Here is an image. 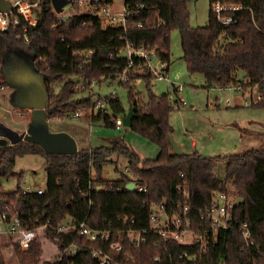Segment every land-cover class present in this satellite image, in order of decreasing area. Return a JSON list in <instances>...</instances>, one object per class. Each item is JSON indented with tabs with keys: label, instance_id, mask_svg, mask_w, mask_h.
Returning <instances> with one entry per match:
<instances>
[{
	"label": "trees",
	"instance_id": "obj_1",
	"mask_svg": "<svg viewBox=\"0 0 264 264\" xmlns=\"http://www.w3.org/2000/svg\"><path fill=\"white\" fill-rule=\"evenodd\" d=\"M137 1L145 2L148 8L131 20L144 22L143 27H137L134 22L129 24L127 35L133 44L155 48L158 53L166 50L161 56L168 61L169 69L170 32L178 29L182 57L190 72L202 73L207 87L239 90L256 87L263 101L255 106L264 108V0H221L247 7L232 13L238 22L224 25L210 9L207 23L196 27L190 25L192 0ZM48 4L43 6L37 24L30 26L28 43L17 38L16 32H0V86L6 84L4 49H23L34 58L35 68L44 75L50 100L49 119L56 114L69 119L84 110L86 120L116 127L115 120L120 115L123 118L128 111L112 95L100 98L104 107L96 109L99 100H93L88 83H106L124 67L125 60L117 56L125 43L123 28H103L98 18L85 14H75L67 22H59ZM88 49L95 51L89 61L76 54ZM240 72L244 73L243 77H239ZM142 76L149 82L153 77ZM65 78L60 91L55 93L52 84ZM75 79L83 81L76 83ZM79 85L85 87L82 92L89 90L88 95L75 97ZM125 86L134 110L131 128L159 145L155 159H142L124 139H116L111 146L82 148L76 154H48L40 145L25 140L4 144L1 134L14 133L0 121V178L16 177L18 181L13 191L0 189V207L2 201L15 205L28 227L48 224L38 231L36 240L27 248H22L14 235H0V264H9L3 252V237L13 241L19 264H100L92 256L93 247L105 249L114 262L124 264H264V142L260 147L223 156H204L197 150L175 154L169 141L172 128L168 116L173 106L168 95H151L145 100L135 86ZM260 138L264 141V135ZM27 154L44 158L46 183L42 194L34 189L25 192L21 185L24 173L15 171L17 159ZM114 156L127 160L128 171L118 169ZM107 163L116 164L121 172L118 178L104 177ZM220 163L224 167L221 180L217 174ZM227 180L233 183L243 201L236 203L227 226L216 229L215 240H211L205 252L197 244L164 241L156 231L150 230L151 207L165 202L168 208L177 204L188 206L189 229L195 233L205 230L212 233V206L216 195L226 191ZM130 182L136 183L134 190L127 188ZM139 187L146 191H139ZM84 219L94 229L110 230L111 239L88 241L79 229L56 230L64 223H80ZM244 224L251 232L250 245L242 233ZM129 227L142 231L144 242L139 246L127 236ZM118 229L123 230L121 251L111 248L119 240ZM41 234L53 240L61 252L72 244L79 246L78 251L60 255L54 262L43 260ZM157 256L161 261L155 260Z\"/></svg>",
	"mask_w": 264,
	"mask_h": 264
},
{
	"label": "rangeland",
	"instance_id": "obj_2",
	"mask_svg": "<svg viewBox=\"0 0 264 264\" xmlns=\"http://www.w3.org/2000/svg\"><path fill=\"white\" fill-rule=\"evenodd\" d=\"M122 5V0H115L110 11L121 12ZM210 9V0H192L189 4L190 25L194 27L205 25L210 16ZM64 11L74 12L68 4L64 6ZM182 56L180 32L178 29H172L170 32L171 62L166 78L152 77L149 82L147 77L139 76L130 82L141 92L145 100H149L151 95H168L173 106L168 116V122L172 128L171 134L174 140L182 145L184 151L197 150L204 156L242 153L248 149L260 147L264 142L260 138L261 135H264V108L252 103V96L256 97L258 94L257 88L239 90L234 87H207L204 75L199 72H190L187 62ZM3 59L7 79L4 88L0 89V121L21 134L27 130L32 113L29 109L15 107L12 103L11 94L14 87L10 84L7 74L18 68L24 71L28 70L31 66L32 56L23 49L7 47L4 49ZM243 74L240 72L239 77H243ZM66 79L52 84L55 93L60 91ZM117 87L116 96L128 111L130 102L127 86H118V84L109 82L101 85L94 84L91 87L92 98L94 101L100 98L106 99L113 94ZM76 90L78 93L75 97L86 96L89 93V90L82 92L83 90L79 86L76 87ZM246 100L249 101V104L246 103ZM85 112L82 110L80 117L69 119H64L62 116L60 117V114H56L48 121L50 131L69 133L75 138L79 149L90 146H111L116 139H124L126 145L137 152L142 159H155L159 155V145L131 127L122 126L118 129L105 127L102 122H93V124L92 121L86 120ZM88 112L90 114L91 110ZM110 114L112 115L111 112ZM193 141L196 143L195 145L192 144ZM113 158L117 160L118 169L126 171L127 160L117 156ZM116 164L107 163L105 165V178L116 179L120 176L121 172L116 169ZM15 171L24 173L21 181L23 188L34 189L44 186L46 183L44 158L41 155L27 154L19 157ZM220 174L222 177L224 176L223 165ZM17 184L16 177L0 178V189L4 191H13ZM225 192L235 201L241 197L230 180L226 181ZM1 239L5 243L3 252L9 264H19L14 254L13 241L6 237ZM39 242L43 247V260L54 262L61 255L62 252L55 247L52 243L53 240L46 238L45 235L41 234Z\"/></svg>",
	"mask_w": 264,
	"mask_h": 264
},
{
	"label": "built area",
	"instance_id": "obj_3",
	"mask_svg": "<svg viewBox=\"0 0 264 264\" xmlns=\"http://www.w3.org/2000/svg\"><path fill=\"white\" fill-rule=\"evenodd\" d=\"M9 2L10 7L7 10L0 8V32H16L17 38L23 39L25 43L29 42L28 30L30 26L37 24L41 10L44 5L48 4L47 0H6ZM211 1V0H210ZM122 11L111 12L110 9L114 6L115 0H71L68 3L74 12L67 13L64 11V7L61 11H56L51 5L50 9L54 11V15L59 22H67L75 14H85L98 18L103 28L107 27H120L125 32L124 45L118 49L117 56L125 60L123 68H119L116 72V76L109 79L107 82L110 84L127 85L130 82L142 75L150 74L153 77H165L168 71V61L164 60L161 55L166 54V50H162L158 53L155 48H149L145 45H136L130 41L128 37L129 24L136 15L141 11L148 8L145 2H139L137 0H122ZM247 7L243 3L235 2H223L221 0L211 1V10L215 18L224 25H231L238 22V19L232 14L236 11L245 10ZM137 27H143L144 22H137ZM161 24V21L158 23ZM21 30L18 32L17 30ZM94 49L79 50L77 55L89 61L94 55ZM114 55L112 54L111 57ZM42 60V58H40ZM84 84V83H80ZM90 89L96 81H92ZM80 89H84V85H79ZM4 86H0L2 90ZM256 88V87H255ZM118 87L114 90L112 96L117 97ZM252 96L253 105L263 101V96L258 92L257 96ZM249 104V101L246 100ZM247 105V104H246ZM104 107V103L99 100L96 104V109ZM1 108V105H0ZM80 112L76 113V117H80ZM116 128H121L123 125L122 117H118L116 120ZM128 171V168H126ZM180 188V187H179ZM25 192L32 190V188H24ZM38 194L44 192V187L39 186L34 188ZM139 191H146V188L139 187ZM0 207V235H14L20 243L22 248H27L38 236V231L46 225L39 227H28L25 225L22 217V213L15 205H10L1 202ZM236 201L229 197L226 192L218 193L215 197L211 217L212 221V233L205 230L201 234L195 233L189 229L190 217L188 206H181L180 204L173 205L170 208L166 203L155 204L151 207L150 213V230H154L158 233L159 237L164 241L175 240L181 244H197L199 247L206 251L211 240H215V231L220 227H226L228 220L231 216L233 209L235 208ZM124 222H127L126 217H119ZM131 222L134 219L131 218ZM187 225V227H186ZM71 229H79V232L85 240L97 241L98 239L110 240V230H97L92 228L86 223V219L80 223L68 222L56 227L57 231H68ZM122 229H118L119 240L111 244V248L121 251L123 249V242L121 237ZM129 239L139 246L144 239L142 238V231L129 227L126 231ZM242 233L247 239L248 245L253 241L250 239L251 232L248 229L247 224L243 225ZM79 246L72 244L65 248L61 256L64 254H75L78 251ZM185 255H187L185 253ZM92 256L99 260L100 264H124L122 262H114L112 255L101 247H93ZM133 259L132 255H129ZM182 258V257H181ZM156 261H161L160 256L155 257Z\"/></svg>",
	"mask_w": 264,
	"mask_h": 264
},
{
	"label": "water",
	"instance_id": "obj_4",
	"mask_svg": "<svg viewBox=\"0 0 264 264\" xmlns=\"http://www.w3.org/2000/svg\"><path fill=\"white\" fill-rule=\"evenodd\" d=\"M51 5L56 11H61L65 5L71 0H50ZM49 3V0H47ZM51 7L50 4H48ZM10 4L6 0H0V8L7 10ZM24 53V52H23ZM19 62V61H18ZM20 64V63H19ZM28 70L18 68L7 74L10 84L14 87V91L11 94V101L15 107L30 109L32 113L31 120L28 124V128L23 133L12 130L14 134H1V142L8 144L9 141H29L40 145L43 150L48 154H76L78 152V145L69 133L65 131L52 132L49 128V117L47 108L49 106V92L47 85L44 81V75L40 73L34 66V58L30 63ZM3 73L4 72L3 67ZM7 79V78H6ZM83 80L75 79L76 83ZM134 110L129 108L128 112L122 118L123 125L131 127L133 123ZM170 144L173 147L175 154H181L184 152L182 145L177 143L172 134L169 138ZM222 163L218 165L217 174L219 179H222L220 174ZM129 190L136 188L135 182H130L127 185ZM243 199L239 197L236 201L237 204L241 203Z\"/></svg>",
	"mask_w": 264,
	"mask_h": 264
},
{
	"label": "crops",
	"instance_id": "obj_5",
	"mask_svg": "<svg viewBox=\"0 0 264 264\" xmlns=\"http://www.w3.org/2000/svg\"><path fill=\"white\" fill-rule=\"evenodd\" d=\"M29 110H30V109H29ZM30 111H31V110H30ZM61 130H62V129H61ZM24 132H25V131H24ZM22 133H23V132H22ZM192 144L195 145L196 143L193 141ZM78 149H79V148H78Z\"/></svg>",
	"mask_w": 264,
	"mask_h": 264
}]
</instances>
